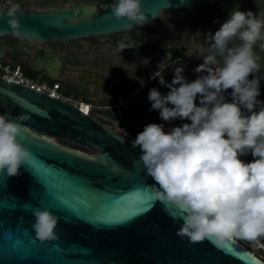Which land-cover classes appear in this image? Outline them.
I'll return each instance as SVG.
<instances>
[{
    "label": "water",
    "instance_id": "obj_1",
    "mask_svg": "<svg viewBox=\"0 0 264 264\" xmlns=\"http://www.w3.org/2000/svg\"><path fill=\"white\" fill-rule=\"evenodd\" d=\"M208 1L141 0V7L149 23ZM115 3L17 9L18 30L8 24L11 8H0V38L63 43L141 27L116 20ZM0 114L27 117L17 121L27 129L17 141L33 156L17 176L0 173V264H264L263 250L257 249L259 258L251 256L238 239L218 248L207 239L190 243L177 236L182 221L174 222L155 200L141 150L73 105L0 80ZM177 120L175 127L190 123ZM239 158L252 162L247 155ZM147 197L141 210L132 206ZM32 208L58 217L57 239L35 238ZM256 241L264 246V237Z\"/></svg>",
    "mask_w": 264,
    "mask_h": 264
},
{
    "label": "clouds",
    "instance_id": "obj_2",
    "mask_svg": "<svg viewBox=\"0 0 264 264\" xmlns=\"http://www.w3.org/2000/svg\"><path fill=\"white\" fill-rule=\"evenodd\" d=\"M111 9L116 20L124 18L137 26L148 23L141 0H116ZM16 11L13 6L6 14L13 30L20 27ZM262 38L264 20L234 8L204 41L206 55L193 71L206 75L188 82L180 66L174 68L171 83H166L163 72L169 64L165 60L152 74L170 91L162 95L151 89L150 111H158L165 122L179 118L190 123L167 133L162 124H148L131 144L141 150L139 160L155 182V200L174 222L182 221L176 235L190 243L207 239L223 248L236 239L264 237V103L257 100L264 77L249 80L250 74L260 72L253 48ZM237 39L240 43L230 47ZM125 48L121 44L120 52ZM228 89L232 90L230 103L223 94ZM24 119L0 114V173L6 170L8 177L17 176L21 164L33 159L17 141L27 131L17 122ZM249 152L254 159L244 163L239 157ZM31 212L35 238L40 242L57 239L58 217L47 209L32 208Z\"/></svg>",
    "mask_w": 264,
    "mask_h": 264
},
{
    "label": "rangeland",
    "instance_id": "obj_3",
    "mask_svg": "<svg viewBox=\"0 0 264 264\" xmlns=\"http://www.w3.org/2000/svg\"><path fill=\"white\" fill-rule=\"evenodd\" d=\"M84 3L104 4L96 0H0V8L6 10L13 6H17V8H20L22 11H45ZM234 8H239L240 11L244 12L251 11L257 15L259 19L264 20V0H213L203 2L189 9L164 13L144 26L133 30L111 34L108 35V37H95L94 39L97 41L106 42H109V38L119 40L123 36H125L128 41L139 39L137 53L139 56L138 58H140L142 73H134V76L131 77V81L127 79L130 87L126 93L133 88L135 89L143 85L147 79L152 80L138 94V98L135 99V104L129 106L131 110H140L142 113L141 115L137 117L124 115L123 110L119 109L117 112L115 111L111 117H105L103 115H94L93 117L102 123L109 131L122 138L129 139L130 141L134 140L137 134L142 132L146 125L157 124L150 121L152 116L150 114L151 103L147 99L148 93L153 88L157 89L162 95L170 91V89L160 85L158 79L152 78V74L159 70L157 67L158 64L167 57L166 53H160L158 49H160V47H171L175 48L178 52V58L174 60V62H167L169 67L163 72L166 83H171L174 78L175 67L184 66L183 75L188 82L194 81L200 75H206V73H196L193 71V69L203 63V58L206 55L204 51V47H206L204 41L208 33L214 34L215 31L219 29L221 24L228 18L230 11ZM214 21L218 22L214 23ZM10 39L9 36L7 38H0V47L7 40L9 42ZM87 41L89 40L68 41L61 44L80 45L82 43L85 44ZM239 43L240 41L238 39L233 40L230 42L229 46L238 45ZM253 52L257 57V63L260 65V72L250 74L249 80L253 79L254 76L264 77V38L257 41L253 48ZM150 56L153 57L152 61L154 62L147 64L146 59ZM231 91V89H228L223 93L224 96L231 97ZM259 91L260 95L257 99L263 98L261 100H264V78L260 79ZM64 96L66 95L64 94ZM195 103L199 106V98H197ZM162 125L163 127L168 126L166 124ZM247 155L252 156L250 152ZM238 240L239 244L244 246L253 256L259 258L255 241ZM260 260L264 263L263 259Z\"/></svg>",
    "mask_w": 264,
    "mask_h": 264
},
{
    "label": "flooded vegetation",
    "instance_id": "obj_4",
    "mask_svg": "<svg viewBox=\"0 0 264 264\" xmlns=\"http://www.w3.org/2000/svg\"><path fill=\"white\" fill-rule=\"evenodd\" d=\"M9 38H11L10 41L7 40L0 47V60L20 67L21 71L31 79H37L42 83L58 82L60 91L68 99L89 104V115L92 118L94 115L111 117L119 109L123 110L124 115L132 117L142 114L140 110L129 109V106L135 104L138 94L152 79H147L143 85L126 93L133 74L142 73L137 53L139 39L128 41L123 36L119 40L109 38V42H106L97 41L95 37H88L81 39L89 40L85 44L66 45L61 42L56 44L36 41L28 44L19 37ZM121 44L128 48L120 52ZM158 50L160 53L167 54L165 60L168 63L178 58L175 48L160 47ZM172 53H176L175 58ZM152 60L153 57H148L147 64L153 63ZM150 114L152 116L150 121L153 123L166 125L180 123L177 119L167 122L161 120L159 112L155 110H152ZM247 156L253 161L252 156Z\"/></svg>",
    "mask_w": 264,
    "mask_h": 264
},
{
    "label": "built area",
    "instance_id": "obj_5",
    "mask_svg": "<svg viewBox=\"0 0 264 264\" xmlns=\"http://www.w3.org/2000/svg\"><path fill=\"white\" fill-rule=\"evenodd\" d=\"M0 80L7 82V83H14L18 85H22L30 90H33L38 93L46 94L47 96L67 102L73 105L79 112L83 113L84 115H89L90 107L89 104L86 102H74L68 99L64 94L60 91V85L58 82H54L52 84L42 83L39 82L37 79H31L30 77L26 76L18 66H12L6 62L0 60ZM82 108H87V112L82 111ZM179 125V124H176ZM174 125H168L166 127V133L169 132ZM257 245V249H261L264 251V246L262 243L255 241Z\"/></svg>",
    "mask_w": 264,
    "mask_h": 264
},
{
    "label": "snow or ice",
    "instance_id": "obj_6",
    "mask_svg": "<svg viewBox=\"0 0 264 264\" xmlns=\"http://www.w3.org/2000/svg\"><path fill=\"white\" fill-rule=\"evenodd\" d=\"M82 111L87 112V108H82ZM147 199H150V197L147 198H137L135 201L132 202V206L137 208L138 210H141L143 205L146 204Z\"/></svg>",
    "mask_w": 264,
    "mask_h": 264
},
{
    "label": "trees",
    "instance_id": "obj_7",
    "mask_svg": "<svg viewBox=\"0 0 264 264\" xmlns=\"http://www.w3.org/2000/svg\"><path fill=\"white\" fill-rule=\"evenodd\" d=\"M96 1H98V2H101V3H104V4H108V3H113V2H116V0H96ZM172 56H173V58H175L176 57V53H172ZM55 81H52V82H49L48 84H52V83H54ZM225 98H226V101H231V97H229V96H225ZM261 99H263V98H261ZM260 98H258L257 100H261ZM235 241V240H234Z\"/></svg>",
    "mask_w": 264,
    "mask_h": 264
},
{
    "label": "bare ground",
    "instance_id": "obj_8",
    "mask_svg": "<svg viewBox=\"0 0 264 264\" xmlns=\"http://www.w3.org/2000/svg\"><path fill=\"white\" fill-rule=\"evenodd\" d=\"M164 131H166L167 129L166 128H163ZM166 133V132H165ZM241 245V244H240ZM242 246V245H241ZM249 254H251L244 246H242ZM252 256V254H251Z\"/></svg>",
    "mask_w": 264,
    "mask_h": 264
}]
</instances>
